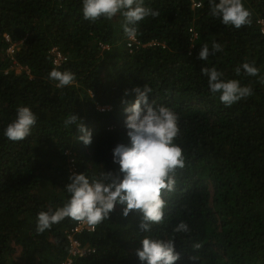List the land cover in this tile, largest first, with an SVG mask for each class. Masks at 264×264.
Instances as JSON below:
<instances>
[{
    "label": "trees",
    "instance_id": "16d2710c",
    "mask_svg": "<svg viewBox=\"0 0 264 264\" xmlns=\"http://www.w3.org/2000/svg\"><path fill=\"white\" fill-rule=\"evenodd\" d=\"M195 1L201 6L144 0L159 16L135 25L141 44L130 51L120 14L92 22L83 17V0H0V264L66 260L67 236L77 222L65 218L38 234V214L67 203L73 172L90 179L119 172L113 149L130 143L125 109L136 99L131 89L146 84L150 103L179 115L175 142L186 157L175 191L163 193L165 222L141 231V216L125 217L117 204L95 231L76 234L95 251L71 264H146L136 254L145 237L174 240L181 256L176 264H264V0H243L252 15L240 29L212 15L210 0ZM5 34L19 43L13 54ZM214 41L223 51L199 59L202 46L211 51ZM53 49L67 57L60 65ZM245 62H254L259 74L248 75ZM204 67L254 94L225 107L220 94L211 93ZM53 69L74 73L73 83L57 87ZM21 106L37 123L14 142L4 132ZM71 114L91 131V145L79 139L76 125L65 127ZM180 221L190 231H173ZM196 243L201 248L194 249Z\"/></svg>",
    "mask_w": 264,
    "mask_h": 264
},
{
    "label": "clouds",
    "instance_id": "9594fccd",
    "mask_svg": "<svg viewBox=\"0 0 264 264\" xmlns=\"http://www.w3.org/2000/svg\"><path fill=\"white\" fill-rule=\"evenodd\" d=\"M211 13L222 17L225 25L240 29L251 24V12L244 6L243 0H210ZM117 14L124 18L123 28L126 35H132L139 21L151 16H159V11L144 5V0H83V17L95 22L101 17L111 20ZM6 35V34H5ZM223 51L221 44L212 43L211 51L207 44L202 46L199 59L207 60L210 54ZM243 70L250 76L259 74L254 62L243 63ZM202 73L208 77V87L225 107L252 96L250 86H241L235 79L224 80V73L216 68L204 67ZM240 75L241 67L235 69ZM50 79L58 81L57 87L69 86L75 79L74 73L53 69ZM264 81V77H261ZM136 93L133 104L125 109L128 114L125 124L129 144L120 143L113 149V162L119 165V172L105 171L99 178H88L84 173L73 172L66 186L70 199L63 206L51 211H42L37 217L38 234L50 230L65 218L95 227L110 218L117 204L124 206L123 215L127 217L136 212L141 216L140 230L150 231L153 225H162L165 220L167 201L164 192H174L177 185V170L186 165L183 149L175 142L180 134L179 115L171 108L149 102L152 88L144 85L131 89ZM129 90H126V95ZM126 103V101H125ZM37 123L36 114L26 106L17 109L16 119L8 124L4 135L11 141L26 139ZM65 127L76 125L83 133L79 137L83 143L91 145L92 133L77 115L71 114L64 121ZM177 233L190 231L187 223L180 221L173 229ZM142 248L137 249L140 261L146 264H176L180 253L171 239L141 240ZM200 243L192 247L201 248ZM195 261V257H191Z\"/></svg>",
    "mask_w": 264,
    "mask_h": 264
},
{
    "label": "built area",
    "instance_id": "2783aa9c",
    "mask_svg": "<svg viewBox=\"0 0 264 264\" xmlns=\"http://www.w3.org/2000/svg\"><path fill=\"white\" fill-rule=\"evenodd\" d=\"M201 4H202L201 2H196L195 0H193V6L194 7H200ZM190 30L193 33L191 40L194 41L197 38V32L193 28H190ZM263 31H264V29H263ZM5 38L10 43L8 48H7V51L10 54H13L15 52L16 45H14V43H12L11 36L5 35ZM139 44H141V43L136 36V32H134L132 35H130L128 37V44L127 45L130 48V51H132V49L135 45H139ZM53 52L55 54L54 61H55L56 65H60L64 60H66L65 59L66 57L63 56V54L60 51H58L57 49H53ZM102 109L104 110V108H102ZM95 229H96V226L90 227L85 223L77 222L76 225L71 229V232H69V234L67 236L68 242H69L68 256H67L66 260L60 264H71L75 258L87 257V256L91 255L92 252L95 251V249L90 247L88 244H83L82 241L79 238H77L76 234L82 233L83 231H95Z\"/></svg>",
    "mask_w": 264,
    "mask_h": 264
},
{
    "label": "rangeland",
    "instance_id": "374dc122",
    "mask_svg": "<svg viewBox=\"0 0 264 264\" xmlns=\"http://www.w3.org/2000/svg\"><path fill=\"white\" fill-rule=\"evenodd\" d=\"M262 22V21H261ZM264 29V25L262 26V30ZM7 35V34H6ZM14 45H19V43L18 42H15L14 43ZM103 47H105L104 45H103ZM59 51V50H58ZM64 56V55H63ZM14 57V56H13ZM65 59H67V57L65 58ZM18 71H19V69H18ZM101 110H103L102 108H101ZM18 253V252H17Z\"/></svg>",
    "mask_w": 264,
    "mask_h": 264
}]
</instances>
